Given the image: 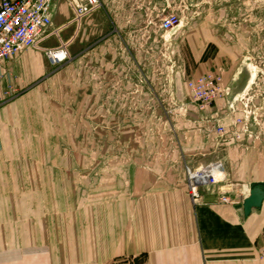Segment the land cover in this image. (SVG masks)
Segmentation results:
<instances>
[{"label":"rangeland","instance_id":"374dc122","mask_svg":"<svg viewBox=\"0 0 264 264\" xmlns=\"http://www.w3.org/2000/svg\"><path fill=\"white\" fill-rule=\"evenodd\" d=\"M169 14L180 29L165 38L154 31ZM70 17L65 9L54 26ZM27 51L36 74L11 76L16 87L0 89V107L23 81L28 90L25 142L0 137V152L25 153V168H56L61 182L96 187L113 168L181 154L187 163L220 162L229 186L232 176L263 179L264 0H102L66 62L52 66ZM208 77L224 96L202 114L190 83ZM213 125L226 128L224 137Z\"/></svg>","mask_w":264,"mask_h":264},{"label":"crops","instance_id":"0c3cea01","mask_svg":"<svg viewBox=\"0 0 264 264\" xmlns=\"http://www.w3.org/2000/svg\"><path fill=\"white\" fill-rule=\"evenodd\" d=\"M65 9L67 0L53 3L54 28L69 21L54 26ZM68 28L75 39L80 27ZM65 31L60 33L67 41ZM154 32L163 34L160 28ZM52 40L44 46L54 47ZM31 54L23 51L3 64L0 89L16 87L11 76L22 74L25 81V71L36 74ZM24 81L16 97L0 107V137L15 143L25 142ZM161 155L108 170L96 187L88 182L79 187L57 179L59 169L25 168V153L0 152V264H111L121 257L137 264H261L264 200L247 216L242 204L252 185H264V177L251 182L229 177L232 204L205 189L193 204L184 166L206 164ZM157 159L174 161L153 162Z\"/></svg>","mask_w":264,"mask_h":264},{"label":"built area","instance_id":"2783aa9c","mask_svg":"<svg viewBox=\"0 0 264 264\" xmlns=\"http://www.w3.org/2000/svg\"><path fill=\"white\" fill-rule=\"evenodd\" d=\"M58 0H0V78L3 64L9 59L28 49L41 51L50 65L57 66L69 58L68 46L74 39L64 41L60 32L74 25L77 29L85 18L100 9L102 0H67L71 17L58 28L53 27V3ZM163 37L169 38L180 29V20L169 14L160 20ZM49 39L57 40L54 47L44 46ZM191 97L195 109L206 113L211 105L224 96V89L217 79L208 77L196 84L190 83ZM214 133L222 138L226 134L223 125H213ZM187 195L193 204L200 200V190L210 194L221 193L218 201L232 204L234 199L229 195L226 173H223L219 162L209 163L197 168L185 167ZM259 261L264 264V248L259 251ZM111 264H137L135 258L121 257Z\"/></svg>","mask_w":264,"mask_h":264},{"label":"water","instance_id":"95a60500","mask_svg":"<svg viewBox=\"0 0 264 264\" xmlns=\"http://www.w3.org/2000/svg\"><path fill=\"white\" fill-rule=\"evenodd\" d=\"M264 200V185L256 184L252 185L248 196L243 200L242 210L244 216L250 214L252 209L259 208Z\"/></svg>","mask_w":264,"mask_h":264},{"label":"bare ground","instance_id":"6f19581e","mask_svg":"<svg viewBox=\"0 0 264 264\" xmlns=\"http://www.w3.org/2000/svg\"><path fill=\"white\" fill-rule=\"evenodd\" d=\"M221 169H222L223 173H225V172H224V168H223L222 166H221Z\"/></svg>","mask_w":264,"mask_h":264}]
</instances>
